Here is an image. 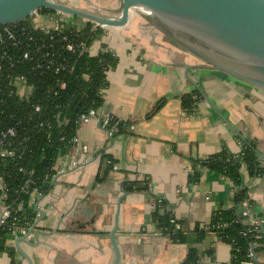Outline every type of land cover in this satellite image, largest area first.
<instances>
[{"label":"crops","instance_id":"0c3cea01","mask_svg":"<svg viewBox=\"0 0 264 264\" xmlns=\"http://www.w3.org/2000/svg\"><path fill=\"white\" fill-rule=\"evenodd\" d=\"M72 24L77 30L87 25ZM100 30L89 53L109 50L118 58L107 75L103 109L127 129L109 136L95 120L79 126L80 142L95 152L75 167L66 154L57 158L46 192L32 195L35 219L6 241L13 259L28 264L14 245L27 236L19 248L32 264H113L109 234L123 190L115 235L119 264H187L190 248L199 254L195 264H231V247L209 226L213 214L233 208L235 194L244 189L249 202L238 210L247 212L244 221L263 241L254 254L264 264V90L164 45L157 32ZM15 87L21 96L31 93L21 82ZM185 95L192 96L190 109L183 107ZM244 142L255 145L260 176L250 177L242 165L238 187L203 166L223 152L240 155ZM138 185L146 189L135 190ZM157 204L186 231L199 228L202 235L193 234L189 244L161 236L153 220ZM0 264H11V257L0 254Z\"/></svg>","mask_w":264,"mask_h":264},{"label":"trees","instance_id":"16d2710c","mask_svg":"<svg viewBox=\"0 0 264 264\" xmlns=\"http://www.w3.org/2000/svg\"><path fill=\"white\" fill-rule=\"evenodd\" d=\"M92 27L91 24H87L83 30L65 27L58 36L57 32L50 34L54 38L46 42L54 43L56 55L66 62V68L57 74L37 68L41 64V55L31 46L48 36L6 51L7 58H0V134L7 129L14 130V136L0 142V180L3 187L0 202L10 212L0 226V254L7 253L11 257V264L18 263L13 259V251L6 241L13 232L27 229L35 219L32 195L46 192L47 183L55 172L57 158L72 149V139L81 125L80 116L104 104L107 75L116 67L118 58L109 50L95 56L89 53L92 42L101 33L100 29L92 30ZM62 36H66L67 40L62 41ZM68 42L83 44L86 50L68 52L64 48ZM26 45L33 50L31 60H22ZM10 57L12 66H8L7 62ZM20 76L32 87L28 97L19 95L14 85L15 79ZM62 83L65 84L64 88L60 87ZM192 102L191 95L182 97L184 108L190 109ZM126 129L127 125L120 123L116 134H122ZM244 144L240 155L233 157L223 152L202 161L203 166L228 178L238 187L241 185L242 165L250 177L260 176L263 169L258 164L255 145ZM2 152L7 154L1 156ZM3 195L5 198H2ZM246 202H249L246 190L239 189L233 198V208L216 211L209 226L211 232L231 247L234 255L231 264H254L252 257L248 256L249 251L256 253V244L263 243L257 238L254 226L246 224L240 215L238 206ZM162 206L157 204L153 213L161 236L173 243L189 244L193 234L202 235L199 228L193 232L186 231L183 224L163 210ZM176 224L179 228L175 227ZM198 260V252L190 248L186 263L195 264Z\"/></svg>","mask_w":264,"mask_h":264},{"label":"water","instance_id":"95a60500","mask_svg":"<svg viewBox=\"0 0 264 264\" xmlns=\"http://www.w3.org/2000/svg\"><path fill=\"white\" fill-rule=\"evenodd\" d=\"M119 2L115 14L108 15L65 0H0V52L49 36L65 28L69 18L84 21L96 29L135 34L162 31L202 60L206 67L264 90V0ZM44 18L47 20L42 22ZM134 189H146V186L138 185ZM122 193V197L127 195L126 191ZM122 197L118 198L114 226L109 234L115 253L113 264H119L120 258L115 235ZM26 237L16 238L14 245L28 264H32L19 248ZM252 258L258 264L255 254Z\"/></svg>","mask_w":264,"mask_h":264},{"label":"built area","instance_id":"2783aa9c","mask_svg":"<svg viewBox=\"0 0 264 264\" xmlns=\"http://www.w3.org/2000/svg\"><path fill=\"white\" fill-rule=\"evenodd\" d=\"M95 29L96 28L92 27V30H95ZM56 32L58 33L57 34V36H58L59 34H61L62 29H59ZM53 38L54 37L52 35H50L47 38H44V40L41 39L40 41L33 43L31 46H34L36 48L35 52L38 53L39 55H41V59L39 60V61H41V64H38L37 68H39V69L45 68V69L51 70L55 74H57L58 72H60L61 70H64L66 68V62H65V59L62 58V60H60V57L58 55H56L55 44L46 42L47 39H53ZM61 40L66 41L67 37L62 36ZM64 48L68 52H74L76 49H78L80 52H83L86 50V47L83 44L74 45L70 42H68ZM52 49H54V51H52ZM31 50H32V48L29 45L25 46V49H24L23 54H22V60H31L32 59L30 56ZM32 53H33V50H32ZM0 58H2V59L7 58V52L2 51ZM7 62H8V66H12L13 61H12L11 57L7 59ZM16 82H21L24 85H26L27 87L31 88V93H32V87H30L26 84V80L22 76L15 79L14 85ZM60 87L64 88L65 84L62 83L60 85ZM31 93H30V95H31ZM23 97H25V96H23ZM91 120H95L101 126L107 128L109 136L112 134H116L117 130H118V125L120 123H122V121L114 119L112 116L105 113L103 106L101 108H98L95 110H90L86 114H82L79 118V121L81 124L88 123ZM67 122L68 121L66 120L65 123H67ZM8 136H14V130L13 129H7L6 131L2 132L0 134V142H2ZM72 144H73L72 149L66 153V157L69 158L70 164L74 167L81 164V163H86L88 161L87 157L84 155H87L88 153H94L95 152V151L93 152L90 148H88V146L82 144L77 135L72 139ZM6 154H7L6 152H2L1 156H5ZM61 156H63V155H61ZM2 188L3 187L1 185V180H0V190H2ZM2 198H5V195H3ZM9 214H10V212H9L8 207H6L4 205V203L1 201L0 202V226L5 222V220L9 216ZM242 216L246 217L247 212L244 211L242 213ZM175 227L179 228V225L176 224ZM254 228H255V226H254ZM248 256L253 257V251L252 250L249 251Z\"/></svg>","mask_w":264,"mask_h":264},{"label":"rangeland","instance_id":"374dc122","mask_svg":"<svg viewBox=\"0 0 264 264\" xmlns=\"http://www.w3.org/2000/svg\"><path fill=\"white\" fill-rule=\"evenodd\" d=\"M67 1L68 3H71L73 5H77V6H81V7H87V8H91V9H95V10H99L101 11L102 13L104 14H108V15H114L115 14V11L119 8V0H65ZM104 8V9H103ZM47 19L44 18L42 19L41 21L44 22L46 21ZM72 19H68L66 20V23H65V26L66 28H72ZM78 24V23H77ZM76 24V25H77ZM158 34L157 36L161 37L162 38V43L164 45H173V46H176L178 48V50L180 51H186V52H189L186 48H184L183 46H181L180 44H178L177 42H175L173 40V38H171V36H169L167 33H164L162 31H156ZM98 38V37H97ZM97 38L94 40V42L97 40ZM182 38H185V37H182ZM186 39V38H185ZM195 40V39H193ZM196 41V40H195ZM94 42H92L90 48H92ZM90 50V49H89ZM90 52V51H89ZM216 71V70H215ZM220 72V71H218ZM220 74L222 76H225V74L222 72H220ZM220 75V76H221ZM227 76V75H226ZM226 78H232L230 76H227ZM234 79V78H232ZM231 80V79H230ZM236 80V79H235Z\"/></svg>","mask_w":264,"mask_h":264}]
</instances>
